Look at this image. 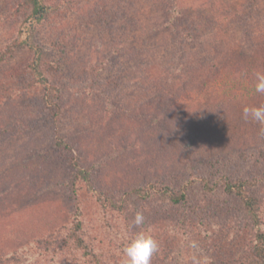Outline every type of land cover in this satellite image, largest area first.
Segmentation results:
<instances>
[{
	"label": "rangeland",
	"instance_id": "rangeland-1",
	"mask_svg": "<svg viewBox=\"0 0 264 264\" xmlns=\"http://www.w3.org/2000/svg\"><path fill=\"white\" fill-rule=\"evenodd\" d=\"M19 3L0 0V50L14 39L40 49L61 92L60 131L102 198L210 171L264 174V125L243 118L264 94L238 70L264 62V0H46L50 14L32 28ZM33 55L23 45L0 68V264H69V250L53 251L73 223L76 168L53 145ZM82 188L84 232L110 264H125L134 232L165 234L153 264H231L244 252L225 229L177 234L183 209L111 210Z\"/></svg>",
	"mask_w": 264,
	"mask_h": 264
},
{
	"label": "trees",
	"instance_id": "trees-1",
	"mask_svg": "<svg viewBox=\"0 0 264 264\" xmlns=\"http://www.w3.org/2000/svg\"><path fill=\"white\" fill-rule=\"evenodd\" d=\"M19 2V10L24 8L31 10L29 28L41 23L50 14L51 10L46 4V0H19ZM23 45H28L34 52L29 69L34 79L43 86L44 106L47 117L53 126V145L63 153L72 155L73 166L76 168V173L67 182L68 184L66 183L74 201L73 223L68 228L65 237L59 243L57 242L58 246L56 251H53L54 254L62 256L67 249L69 250V264H110L104 253L94 249L84 232V208L78 193L84 185L85 190L98 196L111 210H115L116 205H119L121 210L129 208L131 205L133 209L137 210L140 203L153 201L164 206L183 209L185 214L176 225L177 234L185 236L192 228L206 234H210L213 229H225L231 232L230 234L234 237L237 236L240 239L244 237L245 239L244 252L231 264H264V174L253 178L235 177L210 171L207 175H190L178 187H171L166 182H153L143 188H134L119 197L118 203L114 198L106 196L102 198L103 193L96 191L92 181L93 169L82 166L78 157L74 156L72 144L60 131L59 121L63 115L60 104L61 92L44 69L43 55L40 49L25 41L14 39L0 50V68ZM238 70L246 72L252 80H256V73H264V62L255 70L249 66L238 67ZM114 227L119 228V226ZM121 232H124L123 235L119 233L117 236H125L130 233L128 231ZM133 234L134 239L136 233ZM154 239L163 241L165 234L162 238ZM55 241L57 240L51 237L48 243ZM127 241L130 242L131 239H127ZM161 244L165 243H159V247ZM156 260H159V251L153 256L151 264Z\"/></svg>",
	"mask_w": 264,
	"mask_h": 264
},
{
	"label": "clouds",
	"instance_id": "clouds-1",
	"mask_svg": "<svg viewBox=\"0 0 264 264\" xmlns=\"http://www.w3.org/2000/svg\"><path fill=\"white\" fill-rule=\"evenodd\" d=\"M255 91L264 94V73H256ZM243 118L252 122L264 125V105L259 107H245ZM145 217L142 212H137L134 225H143ZM159 251V242L151 235L140 232L124 248L123 255L126 257L125 264H151L153 256ZM192 264H209L207 256L197 257L193 255Z\"/></svg>",
	"mask_w": 264,
	"mask_h": 264
}]
</instances>
